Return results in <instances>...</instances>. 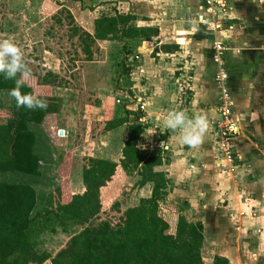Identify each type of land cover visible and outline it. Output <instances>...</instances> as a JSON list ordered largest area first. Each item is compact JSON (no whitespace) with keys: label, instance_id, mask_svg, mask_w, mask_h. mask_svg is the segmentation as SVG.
Wrapping results in <instances>:
<instances>
[{"label":"crops","instance_id":"obj_1","mask_svg":"<svg viewBox=\"0 0 264 264\" xmlns=\"http://www.w3.org/2000/svg\"><path fill=\"white\" fill-rule=\"evenodd\" d=\"M93 1L98 2L99 8L106 6V10L111 12H103L101 16L129 15L134 18V27L153 28L157 30V35L133 40V46L131 45L135 47L136 55L141 57L137 63L140 65L135 78L142 73L140 75L145 79L142 80L143 87L136 89L135 85L130 92H135L145 101L146 110L138 112L136 105L134 112L123 109L124 113H120V116L108 119L103 126L105 134L91 143V146H116L117 154L109 153L105 158H90L120 165L124 159L123 151L129 137V127L134 123L140 124L144 132L138 148L145 150L142 143L148 137L151 138V143L157 142L155 147L162 151L164 164L155 168V171L164 173L169 180L168 193L184 195L188 198L185 199L188 203L191 198L188 195L195 196L197 202L189 203L193 209L200 208L201 205L204 209H216V223L213 225L216 230L215 244L225 240L229 233L233 235L232 227L241 220L239 224L243 226H261L260 238L256 233L253 237H258L254 243L258 245V251L264 253V11L260 10L264 0H227L229 12L222 21L221 29L214 33L209 32L205 26L192 22L198 14L211 18L201 0ZM110 8L113 9L109 10ZM193 28L196 29L195 32L192 31ZM215 41H221L230 47L224 59L234 104L232 112L240 127L234 141L238 166L235 170L224 168L223 155L215 134L222 119L221 94L215 82L218 72L213 51ZM184 96V104L178 108L180 98ZM35 102L34 100L32 107L39 108ZM177 112L184 114L185 122L171 128L167 125V120ZM51 115L58 114L45 115L41 123H28V129L35 136L33 155L38 159L39 174L5 173L18 177L17 181L10 183L30 185L36 190L37 205L33 216L42 208L41 194H46L45 211L49 208L47 199L50 191L43 185L47 183V177L60 178L62 185L67 182L68 192L72 196L86 192L83 171L87 164L82 161L78 165L76 158L83 152H92V149L74 147L71 144L73 129L70 127L65 129L69 133L67 138H56L54 125L60 119L52 120ZM142 118L147 121L140 122ZM197 118H203L207 122L201 142L196 146L183 143L186 127ZM122 119L127 123L107 130L108 123ZM63 129L61 126L59 130ZM116 133H121V138L117 142L111 141L110 136ZM61 139H66V143L63 144ZM76 162L77 167L74 168L73 164ZM53 172L55 175H52ZM118 172L125 179L126 185L128 176L121 167ZM2 174L0 173V179ZM121 188L111 200H115L119 207L118 197L123 190ZM106 206L109 204H105L103 210ZM236 212L241 215L238 221ZM223 225L226 230H223ZM216 250V256L230 258L231 250L221 247ZM47 252L54 257L52 252ZM48 263L51 261L45 262Z\"/></svg>","mask_w":264,"mask_h":264},{"label":"trees","instance_id":"obj_2","mask_svg":"<svg viewBox=\"0 0 264 264\" xmlns=\"http://www.w3.org/2000/svg\"><path fill=\"white\" fill-rule=\"evenodd\" d=\"M133 21L129 15L118 14H103L96 19L94 33L83 34L84 42L88 43L85 53L89 60L92 59L91 44L123 40L133 46V40L157 35L153 28L134 27ZM19 76L24 78L23 68L12 78L0 72V173L38 175V159L33 155L35 136L28 129V123H41L45 115L58 114L61 102L45 89L53 84L50 80L53 74L48 73L41 84L35 86V92L29 78H24L27 83L20 82L18 88L21 95L29 94L33 100L46 103V108L18 106L16 100L6 106L2 96L17 88ZM125 123L123 119L110 122L107 130ZM143 132L140 124L130 125L120 165L97 158L88 160L83 171L86 188L83 195L72 196L65 182L64 190L58 187L48 196L49 208L39 217L56 218L63 228L68 223L83 227L54 257L47 251H40L34 237L38 223L37 215L33 216L37 205L36 190L25 184L0 183V264H44L47 261L52 264H204V224L201 219L189 222L179 210L164 205L169 194V180L164 173L155 171L164 164L162 151L138 148ZM119 167L127 176L137 172L139 187L152 184L151 197L128 209L117 225L108 221L95 224L104 205L125 184ZM113 206L119 208L117 202ZM228 263V259L220 256L213 260V264Z\"/></svg>","mask_w":264,"mask_h":264},{"label":"rangeland","instance_id":"obj_3","mask_svg":"<svg viewBox=\"0 0 264 264\" xmlns=\"http://www.w3.org/2000/svg\"><path fill=\"white\" fill-rule=\"evenodd\" d=\"M106 9H108L106 6L99 8L98 2L94 3L93 0H0V40L10 39L19 47L24 78L31 79L34 92L35 86L41 84L42 78L48 73L53 74V77L49 78L53 84L45 89L50 90L51 96L58 97L61 102L58 115H51L52 120L60 119L54 125L55 137L58 138L57 131L61 126L63 130L70 127L74 135L71 144L82 150L85 147L92 149L90 153L83 152L77 156L78 165L82 161L85 165L88 164L90 157L105 158L109 153L117 154L116 146L100 145L98 147L91 146V143L105 134L106 130L103 126L109 121L108 119L116 118L126 110L124 108L123 111V107L117 104V94L121 91L130 92L135 85H137L136 89L144 85L142 80L145 78L140 75L142 73H139L136 78L135 76L131 78L127 72L125 73L126 51L130 53V56L136 55L135 47L129 46L125 41L91 44V60L85 53V46L88 43L84 42L83 34L88 31L94 32L96 18L103 12L111 13ZM111 9L113 8L109 10ZM260 10L264 11V3ZM136 63L135 66H137ZM24 78L21 79L19 76L17 79L22 83ZM130 94L134 95L132 92ZM185 96L180 98L178 108L184 104ZM2 99L6 106L16 102L11 93L3 94ZM121 136V133H116L110 136V139L117 142ZM61 141L63 144L66 143V139ZM150 141L151 138L148 137V140L142 143V148L156 151L155 143L157 142ZM77 162L73 164L74 168L77 167ZM52 175H55L54 172ZM17 179L16 175L4 173L0 181L10 183ZM46 181L47 183L43 185L49 188L50 194L58 187H63L60 178L56 176L47 177ZM139 181L140 176L137 172L131 176L128 175V182L121 188L123 190L118 197L121 207L113 206L115 200L107 202L109 206L101 211L94 223L108 221L112 225H117L128 209L137 207L142 199L150 198L153 185L138 188ZM39 190L43 192L42 189L39 188ZM188 196L192 197V195ZM45 198L46 194H41L42 208L34 214L38 217L34 237L40 251H50L56 256L73 236L83 230V227L68 223L63 228L56 218L39 217L46 212ZM185 199L188 198L184 195L170 192L164 205L166 208L170 206L174 211L179 209L189 222L201 218L205 236L202 248L204 264H213L218 253L216 248L220 247L231 250L229 263L264 264V253L261 254L258 251V245L254 243L255 239L262 235L261 226H243L240 225L241 220H239L238 224L232 227L234 234L229 233L227 238L225 231L223 236L226 237L225 240L215 244L216 230L213 225L216 223V209L211 207L204 209L201 208L202 205L200 208L193 209ZM236 213L238 215L236 221H238L241 215L240 212ZM222 227L226 230L224 225ZM255 233L258 235L257 238L253 237Z\"/></svg>","mask_w":264,"mask_h":264},{"label":"built area","instance_id":"obj_4","mask_svg":"<svg viewBox=\"0 0 264 264\" xmlns=\"http://www.w3.org/2000/svg\"><path fill=\"white\" fill-rule=\"evenodd\" d=\"M206 11L210 14L211 18H207L202 14H198L194 17L192 22L199 23L207 28L209 32H217L221 29L222 21L225 19V15L229 12L230 6L227 0H201ZM131 46V45H129ZM131 48V47H130ZM230 47L226 46L221 41H215L213 43L214 51V61L218 65V72L216 74L215 82L216 86L221 94V115L222 119L219 121L216 129V139L220 148V151L223 155L224 168L230 170L238 169L236 164V151L234 148V141L236 136L239 134L240 127L236 122L232 107L233 101L228 87L229 74L226 70V63L224 56L229 51ZM129 51V50H128ZM125 67L129 77H134L138 71V65L135 66V63L140 61V55L135 56L127 53L125 55ZM129 59V61L127 60ZM136 63V64H137ZM117 104L121 105L126 111H135L134 108L136 105L138 109L136 110L144 112L146 110L145 101L137 96L134 92V95H131L128 91H121L117 96ZM140 122H146V118L139 120ZM68 132L65 130H58L57 135L60 138H67Z\"/></svg>","mask_w":264,"mask_h":264},{"label":"clouds","instance_id":"obj_5","mask_svg":"<svg viewBox=\"0 0 264 264\" xmlns=\"http://www.w3.org/2000/svg\"><path fill=\"white\" fill-rule=\"evenodd\" d=\"M196 31L195 28L192 29ZM23 65L21 64V54L19 47L10 39L0 40V72L4 73L6 78L15 77L18 72H21ZM23 75V73H21ZM17 88L11 91V95L16 99L17 105H24L31 108L33 106V97L29 94L21 95L18 91L20 81H16ZM41 109L47 107L46 103L36 101ZM185 122L184 114L181 112L175 113L167 120V125L171 128H176L178 125H183ZM207 128V122L203 118H197L194 122L186 127L182 142L188 145L196 146L201 142L202 135ZM199 195V194H198ZM196 197L189 199V203L195 204Z\"/></svg>","mask_w":264,"mask_h":264},{"label":"water","instance_id":"obj_6","mask_svg":"<svg viewBox=\"0 0 264 264\" xmlns=\"http://www.w3.org/2000/svg\"><path fill=\"white\" fill-rule=\"evenodd\" d=\"M228 264H232V263H228Z\"/></svg>","mask_w":264,"mask_h":264}]
</instances>
